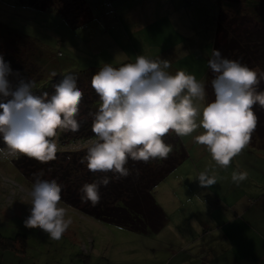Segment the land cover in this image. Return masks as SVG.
Masks as SVG:
<instances>
[{"label": "rangeland", "instance_id": "rangeland-1", "mask_svg": "<svg viewBox=\"0 0 264 264\" xmlns=\"http://www.w3.org/2000/svg\"><path fill=\"white\" fill-rule=\"evenodd\" d=\"M87 1L90 18L73 26L51 9L0 0V25L18 29L41 46L48 74L98 65L104 54L113 56L115 64L145 54L170 59L173 72L184 68L197 79L213 78L209 70L206 80L216 12L213 5H201L206 0H121L122 8L115 12L113 0ZM125 9L136 15H131L132 24L123 15ZM239 34L243 32L237 30ZM12 43L4 36L0 53L8 52L13 63L19 62L18 45ZM263 47L250 46L251 63L259 61L262 68ZM23 64L11 68L20 74ZM31 64L38 66L34 60L24 66L31 70ZM201 131L187 136L170 131L185 158L153 189L168 219L156 233L135 232L66 205L71 224L59 239L39 226H26L22 218L31 184L15 164L17 157H0V234L17 236L16 248H0V264H264V199L257 194L264 188V150L247 143L229 164L221 165L194 141ZM205 170L216 183L199 184L195 177ZM240 171L246 178L236 182L233 175ZM244 223L250 225L248 231L237 226ZM242 235L249 239L241 244Z\"/></svg>", "mask_w": 264, "mask_h": 264}, {"label": "clouds", "instance_id": "clouds-1", "mask_svg": "<svg viewBox=\"0 0 264 264\" xmlns=\"http://www.w3.org/2000/svg\"><path fill=\"white\" fill-rule=\"evenodd\" d=\"M171 65L170 59L159 55L137 54L118 65L104 62L93 73L91 86L100 100L98 109L90 113L93 135L71 144L72 150L85 152L82 161L89 170L111 171L119 178L130 174L129 159L166 158L172 145L163 137L170 130L187 136L202 128L194 141L221 165L229 164L249 142L257 122L253 105L264 106V90H257L264 68L228 58L213 47L207 60L214 92L209 101L204 79L184 68L173 72ZM14 74L19 77L15 84L9 78ZM77 76L74 71L63 72L52 81L51 92H37L36 81L20 76L0 53V157L25 154L46 161L69 147L60 137L81 126L77 116L83 92ZM40 171L28 189L30 202L22 223L39 226L59 239L71 224L61 199L63 185L55 177L41 176ZM246 175L240 171L233 180L242 181ZM195 179L203 186L216 183L207 170ZM109 181L105 175L83 183L81 201L98 203L100 187Z\"/></svg>", "mask_w": 264, "mask_h": 264}, {"label": "trees", "instance_id": "trees-1", "mask_svg": "<svg viewBox=\"0 0 264 264\" xmlns=\"http://www.w3.org/2000/svg\"><path fill=\"white\" fill-rule=\"evenodd\" d=\"M17 1L39 10L51 9L70 20L73 26L89 19L91 16L87 0ZM238 2L242 3L241 7H239L240 3ZM217 3L215 36L212 48H218L222 55L228 58L240 59L242 63H247L250 67L256 65L261 67L262 64L259 61L251 63L253 59H250V57L253 54L250 51V46L251 43L264 46V0H217ZM226 23L230 26L227 27ZM232 26L234 27L231 28ZM237 30H241L243 34L237 35ZM246 33L247 36L244 38L246 43L243 46L242 36ZM4 36L9 39V43L13 42L12 44L18 45L17 48L20 51L18 58L21 59L19 62L13 63L14 57L2 50L5 60L9 61L13 68H18V64L24 63L20 70V76L35 80V90L37 92H51L53 90L51 88L52 81L58 79L63 72L60 73L59 70H56V76L47 73L44 64V50L29 35L21 34L16 28L0 25V42H4ZM24 45H28V47H24ZM262 49L264 50V47ZM33 60L37 62L38 66L31 64V70L29 67L24 66ZM99 67L90 65L85 69L76 71L78 73L77 83L83 92L77 116L81 126L76 132L67 131L61 134V143L69 147L65 151L57 152L54 158H49L46 161L21 154L14 159V162L22 170L20 172L26 178L28 177L30 184L38 170H42L40 175L43 177H55L63 185L61 199L64 205L70 206L84 215L126 227L135 232L156 233L165 225L167 215L159 203L156 202L153 189L184 160L185 151L177 143L176 136L170 130L163 137L166 143L172 145V150L166 158L150 159L147 162L129 159L126 167L129 168L130 174L119 178H116V175L111 171L89 170L86 166L87 162L82 161L85 152L83 150H72L71 144L80 138L86 139L93 135L91 128L93 117L90 113H94L98 109L100 100L91 86V77ZM209 70L208 67L206 80L210 77ZM60 71H63V69ZM9 78L15 84L19 77L14 74ZM211 79L206 82L207 99L210 97L209 101L214 98L210 83ZM257 90H264V80L260 81ZM253 109L257 116V122L251 131L248 143L264 150V106L257 103L253 105ZM177 145H179V149ZM0 146H3L2 141H0ZM105 175L110 177V181L107 185H101L99 202L95 205L90 201L82 202L80 199L82 195L80 192L81 185ZM262 198L264 199V188ZM16 239L17 236L6 237L0 234V248H16ZM20 242L24 244L23 240ZM21 249L24 248L21 247Z\"/></svg>", "mask_w": 264, "mask_h": 264}, {"label": "crops", "instance_id": "crops-1", "mask_svg": "<svg viewBox=\"0 0 264 264\" xmlns=\"http://www.w3.org/2000/svg\"><path fill=\"white\" fill-rule=\"evenodd\" d=\"M129 1V0H128ZM129 3H130V1H129ZM209 4L210 5H213L212 7H213V10H214V12H216V8H217V0H206L205 2H201V5H206V6H209ZM121 5H122V1L121 0H113V6H115V8H114V12L116 11V10H119L120 8H122L121 7ZM131 8V7H130ZM188 10V9H187ZM205 11V10H204ZM206 13L208 12V10L207 11H205ZM123 15H124V17H125V19L127 20V22L128 23H131L132 24V20H133V18H132V16H136L132 11H131V14H130V9L127 11L126 9L125 10H123ZM132 15V16H131ZM215 17H216V15H215ZM215 36V25L213 24V34H212V36L211 37H214ZM210 38V37H209ZM103 57H102V59L100 60V62H98V65H103V63L104 62H111L110 61V58L111 59H114V57L113 56H111V55H109V54H104V55H102ZM113 63V62H112ZM113 64H115V63H113ZM93 65V64H92ZM94 65H96V64H94ZM98 65H96V66H98ZM263 192V190L262 191H260L259 193H257V194H261ZM247 194H248V192H247ZM247 198H248V196H247ZM251 210V208L250 207H247V208H245V212H247L246 214H249V211ZM253 212H257V211H253ZM238 215V214H237ZM167 221H168V219L166 220V223H165V225L167 224ZM165 225H163V227L162 228H164V226ZM238 227H240V228H242L241 230H245V231H248V229H249V227H250V225H245V223L243 224V225H237ZM162 228L160 229V231L162 230ZM263 230H264V227H263ZM159 231V232H160ZM243 237L242 238H240L239 240H238V242L239 243H243L244 241H246V240H248L249 239V237L247 238V239H244L245 238V236L246 235H242Z\"/></svg>", "mask_w": 264, "mask_h": 264}]
</instances>
